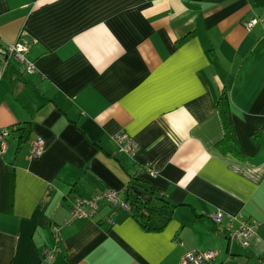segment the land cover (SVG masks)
Masks as SVG:
<instances>
[{"label":"crops","instance_id":"obj_1","mask_svg":"<svg viewBox=\"0 0 264 264\" xmlns=\"http://www.w3.org/2000/svg\"><path fill=\"white\" fill-rule=\"evenodd\" d=\"M251 18L264 0H0V45L28 44L35 65L22 75L11 60L0 78V264H179L207 250L213 264H264V21L247 31ZM222 92L245 160L216 147ZM134 175L177 205L162 231L103 202L63 224L106 188L124 201ZM216 210L253 222L246 248Z\"/></svg>","mask_w":264,"mask_h":264},{"label":"built area","instance_id":"obj_2","mask_svg":"<svg viewBox=\"0 0 264 264\" xmlns=\"http://www.w3.org/2000/svg\"><path fill=\"white\" fill-rule=\"evenodd\" d=\"M264 18H251L244 22L245 30L250 31L256 24L262 23ZM29 45L23 43H14L11 45H0V78L7 69L10 61H14L19 66V73L32 75L35 73L34 62L27 58ZM11 130L0 129V158L5 154L8 147V139ZM113 140L117 145L118 151L127 156H133L137 151V144L125 132H119L113 136ZM43 151V140L39 137L35 138L30 143V150L28 157L30 159L37 158ZM106 203L112 208H120L128 212V205L120 198L119 192L106 188L93 197L87 199L77 200L71 210L70 218L63 222L64 225L71 223L76 219H87L93 217L97 210L99 203ZM224 218L226 219L223 228L227 231V238L230 241L236 242L242 248L248 246L249 239L254 233V224L252 221L242 218L241 216L224 215L222 212L216 210L209 214V219L218 226H221ZM112 220L109 223L112 224ZM52 233L55 240H58V227L53 226ZM179 243V242H177ZM180 244V243H179ZM54 256V252L45 250L42 259L48 261ZM217 252L212 250L207 251H188L186 252L179 264H213Z\"/></svg>","mask_w":264,"mask_h":264},{"label":"trees","instance_id":"obj_3","mask_svg":"<svg viewBox=\"0 0 264 264\" xmlns=\"http://www.w3.org/2000/svg\"><path fill=\"white\" fill-rule=\"evenodd\" d=\"M216 108L223 125V138L216 144L222 153H229L239 160L247 159L237 146L234 128L230 115V106L227 94L222 92L216 101ZM27 126L24 125L20 138L27 134ZM254 137V136H253ZM134 190L142 193L136 194ZM124 202L128 205V213L137 224L146 232H160L170 221L174 208L177 206L168 202L159 192L146 182L134 176L128 182L124 192Z\"/></svg>","mask_w":264,"mask_h":264},{"label":"water","instance_id":"obj_4","mask_svg":"<svg viewBox=\"0 0 264 264\" xmlns=\"http://www.w3.org/2000/svg\"><path fill=\"white\" fill-rule=\"evenodd\" d=\"M134 192H135L136 194H140V195H142V193H141L140 191H138V190H134Z\"/></svg>","mask_w":264,"mask_h":264}]
</instances>
